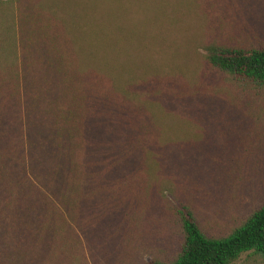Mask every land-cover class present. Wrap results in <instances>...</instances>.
I'll use <instances>...</instances> for the list:
<instances>
[{
	"label": "trees",
	"instance_id": "obj_1",
	"mask_svg": "<svg viewBox=\"0 0 264 264\" xmlns=\"http://www.w3.org/2000/svg\"><path fill=\"white\" fill-rule=\"evenodd\" d=\"M44 2L27 14L28 25L16 31L11 24L12 200L0 214V234L47 251L45 261L71 263L79 232H97L93 220L125 218L116 198L123 187H165L167 145L181 142L173 124L196 136L191 119L165 106L162 85L178 67L164 65L159 44L190 0ZM206 50L207 66L264 102V47L212 42ZM180 222L174 257L146 264H231L247 251L264 259V204L225 237L200 229L187 208ZM38 259L31 253L30 263Z\"/></svg>",
	"mask_w": 264,
	"mask_h": 264
},
{
	"label": "rangeland",
	"instance_id": "obj_2",
	"mask_svg": "<svg viewBox=\"0 0 264 264\" xmlns=\"http://www.w3.org/2000/svg\"><path fill=\"white\" fill-rule=\"evenodd\" d=\"M43 2L0 0V214L2 209L9 211L12 200L11 24L16 31L17 25H28L27 14ZM189 6L191 9L175 16L163 41L159 38L164 65L174 62L178 67L167 71L162 85L168 94L165 106L191 119L196 133L195 137L185 131L178 134L184 123L173 124V136L181 142L167 145L168 166L163 162L160 171V177L168 181L165 187L141 182L123 187L116 198L121 196L117 206L125 222L118 214L93 220L96 233L87 237L79 232L78 260L45 261L47 251L30 249L21 238L13 244L12 235L2 232L0 262H166L174 257L184 237L181 210L187 208L207 234L225 237L264 204V102L257 92L238 88L228 75L207 66L205 59L206 46L212 42L234 48L264 47V0H190ZM191 75L193 78L188 77ZM26 165L20 164L27 171ZM143 171L137 180L145 179ZM119 226L123 230L118 231ZM31 253L39 259L30 263ZM231 264H264V259L247 251Z\"/></svg>",
	"mask_w": 264,
	"mask_h": 264
}]
</instances>
